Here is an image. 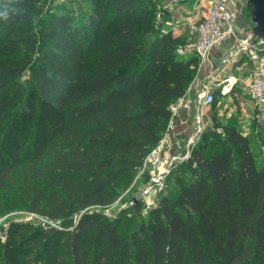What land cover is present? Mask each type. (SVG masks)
Returning <instances> with one entry per match:
<instances>
[{"label": "trees", "instance_id": "1", "mask_svg": "<svg viewBox=\"0 0 264 264\" xmlns=\"http://www.w3.org/2000/svg\"><path fill=\"white\" fill-rule=\"evenodd\" d=\"M90 1L37 27L41 0H0V214L14 204L63 227L18 223L10 239L41 240L45 264H264V166L235 123L192 149L178 192L130 234L95 209L129 188L198 58L177 52L188 32L180 45L160 33L154 0Z\"/></svg>", "mask_w": 264, "mask_h": 264}, {"label": "rangeland", "instance_id": "2", "mask_svg": "<svg viewBox=\"0 0 264 264\" xmlns=\"http://www.w3.org/2000/svg\"><path fill=\"white\" fill-rule=\"evenodd\" d=\"M194 0H154L152 7L154 8L155 25L161 34L171 33L179 40V44L187 35L188 24L193 20L199 11V8L193 5ZM91 6L90 0H41L38 3L37 17L35 18L36 26H42L51 14H61V12L71 13L76 17H80V13L86 15V8ZM248 19V15L245 12ZM77 19V18H76ZM242 32L241 37H246L250 29ZM239 45V41L236 40ZM239 49V47H238ZM39 55H37V61ZM195 67L194 77L200 73L203 62L197 61ZM32 75V68H30L23 76V81L27 83ZM242 103L238 102L234 95L227 96L221 94L217 96L216 106L205 111L206 121L202 124L203 132L199 136L197 146L203 145V151L209 152L212 148V141L217 137L213 132H223L222 126L225 124L235 123L240 129L247 134L252 141L257 161L261 166H264V106L256 107L248 103V97L240 99ZM206 134V138H204ZM204 140V141H203ZM180 164L173 169V174L170 175L168 182L158 185L153 188V193L150 201L153 205L156 204L161 194H171L174 196L178 192L176 184V175H184V169ZM173 175V176H172ZM185 176V175H184ZM187 177L190 175H186ZM192 179L193 177L190 176ZM149 184L148 174L140 177H135L129 188H121L119 190V197L115 203L107 207L95 208L105 213L110 218H119L121 220L120 230L126 234H130L138 225L150 217L148 205H144L141 211H136L135 205L138 200H145L148 196L144 194V188ZM12 201V200H11ZM151 205V206H153ZM27 223L31 224L43 232L52 230L60 231L61 224L56 221L49 220L38 213L31 212L21 206H13L4 213L0 214V264H45L41 259V240H36L32 243L20 244L16 242V237L10 239V230L14 224ZM71 226V225H66ZM8 244L12 249H15L18 256L11 257L10 250L5 248Z\"/></svg>", "mask_w": 264, "mask_h": 264}, {"label": "built area", "instance_id": "3", "mask_svg": "<svg viewBox=\"0 0 264 264\" xmlns=\"http://www.w3.org/2000/svg\"><path fill=\"white\" fill-rule=\"evenodd\" d=\"M205 13L199 8L197 16L188 24V41L178 48L180 55L196 56L200 62H205L213 48L228 37L239 41V49L251 60V80L249 92L256 107L264 106V36L259 39L237 37L234 23L238 17L237 0H207ZM191 85L186 93L171 106V118L168 129L161 141L146 156L137 177L148 174L149 184L144 188L147 207L153 205L150 201L153 188L164 184L167 177L179 164L186 161L203 132L202 118L197 117L194 131L186 138L169 139V130L174 126V119L180 110L192 111L194 99L191 97ZM215 94L210 89H204L197 95L196 103L200 106L212 105Z\"/></svg>", "mask_w": 264, "mask_h": 264}, {"label": "crops", "instance_id": "4", "mask_svg": "<svg viewBox=\"0 0 264 264\" xmlns=\"http://www.w3.org/2000/svg\"><path fill=\"white\" fill-rule=\"evenodd\" d=\"M246 0H237L239 10L238 17L234 23L236 36L241 37L247 29L248 19L245 14ZM203 8L207 12V0H194L192 7ZM236 38L228 37L217 44L209 57L203 63L200 73L190 82L191 97L194 99L192 111L180 110L174 119V126L169 130V139L173 141L177 137L186 138L195 129L196 118H202L205 123V111L212 108V105L200 106L196 103L197 95L204 89H210L214 94L223 93L227 96L234 95L238 102L244 96L248 97V103L255 106L249 92L251 80V60L249 56L238 49ZM178 100V99H177ZM206 109V110H205Z\"/></svg>", "mask_w": 264, "mask_h": 264}, {"label": "water", "instance_id": "5", "mask_svg": "<svg viewBox=\"0 0 264 264\" xmlns=\"http://www.w3.org/2000/svg\"><path fill=\"white\" fill-rule=\"evenodd\" d=\"M245 7L250 13L248 39H259L264 36V0H246Z\"/></svg>", "mask_w": 264, "mask_h": 264}]
</instances>
